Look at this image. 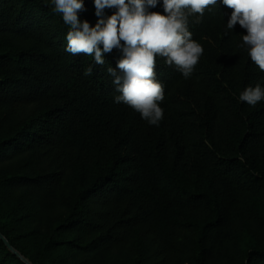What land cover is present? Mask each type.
Here are the masks:
<instances>
[{
    "label": "trees",
    "instance_id": "trees-1",
    "mask_svg": "<svg viewBox=\"0 0 264 264\" xmlns=\"http://www.w3.org/2000/svg\"><path fill=\"white\" fill-rule=\"evenodd\" d=\"M53 7L0 0V234L31 264H264V100L239 99L264 71L234 10L189 17L204 53L187 78L157 56L156 126L114 102L121 53L65 51ZM0 264L25 263L0 239Z\"/></svg>",
    "mask_w": 264,
    "mask_h": 264
},
{
    "label": "clouds",
    "instance_id": "clouds-1",
    "mask_svg": "<svg viewBox=\"0 0 264 264\" xmlns=\"http://www.w3.org/2000/svg\"><path fill=\"white\" fill-rule=\"evenodd\" d=\"M96 16L93 27L81 20L79 13L86 11L85 0H51L53 12L62 14L65 25L70 27L66 36L65 51L72 55L92 56L95 65L103 66V53L114 49L121 53L115 68L107 69L113 77L115 90L120 93L115 103L123 102L141 114L150 125L158 126L163 109L158 102L164 99L162 84L155 79L156 58H165L176 65L187 78L199 62L204 48L192 39L189 17L199 13L195 23L203 19L205 9L218 4V0H162L164 14L150 11L161 0H93ZM233 9L226 23L228 30L239 25L247 30L240 47H246L251 61L264 71V0H222ZM114 13L105 16V9ZM93 67L84 75L90 76ZM240 101L255 106L264 100V87H248Z\"/></svg>",
    "mask_w": 264,
    "mask_h": 264
},
{
    "label": "water",
    "instance_id": "water-1",
    "mask_svg": "<svg viewBox=\"0 0 264 264\" xmlns=\"http://www.w3.org/2000/svg\"><path fill=\"white\" fill-rule=\"evenodd\" d=\"M0 239L6 244V246L8 247V249L14 254L16 255L18 258H20L25 264H31L28 260H26L23 256H21V254L19 252H17L8 242V240L0 234Z\"/></svg>",
    "mask_w": 264,
    "mask_h": 264
}]
</instances>
